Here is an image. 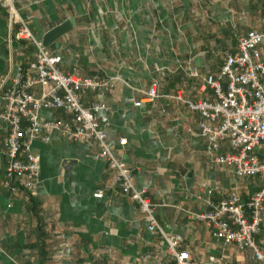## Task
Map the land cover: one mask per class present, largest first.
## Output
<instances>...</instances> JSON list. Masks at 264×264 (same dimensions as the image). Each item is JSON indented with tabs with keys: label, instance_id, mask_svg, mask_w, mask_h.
I'll return each instance as SVG.
<instances>
[{
	"label": "crops",
	"instance_id": "1",
	"mask_svg": "<svg viewBox=\"0 0 264 264\" xmlns=\"http://www.w3.org/2000/svg\"><path fill=\"white\" fill-rule=\"evenodd\" d=\"M16 7L41 42L74 21L48 49L62 58L65 74L114 81L112 92L88 94L84 104L110 108L109 140H127L120 158L159 206V224L182 238L181 250L196 264H264L192 218L211 210L209 193L216 205L233 191L247 202L264 180L239 179L214 164L199 136L200 115L174 99L214 100L204 80L237 54L241 37L262 29L264 0H16ZM18 29L0 5V87L34 60V45L20 40ZM153 85L159 98L150 103ZM41 118L71 119L60 110ZM7 133L0 121V264H174L162 238L148 231L138 206L120 192L106 160L57 131L49 143L31 147L40 161L36 195L3 190ZM227 152L225 145L221 153ZM98 190L103 199L94 198ZM256 242L264 246V218Z\"/></svg>",
	"mask_w": 264,
	"mask_h": 264
},
{
	"label": "built area",
	"instance_id": "2",
	"mask_svg": "<svg viewBox=\"0 0 264 264\" xmlns=\"http://www.w3.org/2000/svg\"><path fill=\"white\" fill-rule=\"evenodd\" d=\"M0 5L7 10L11 24L19 27L18 38L32 43L36 49L28 70L20 69L7 88L0 87V121L8 131L3 190L12 195L21 192L36 195L40 161L31 147L39 140L49 143V133L57 131L67 141L85 145L97 151L98 158L106 160L120 192L138 206L148 231L162 238L167 257L174 264H196L188 252L181 250L182 238L169 234L159 224L156 218L159 206L151 201L147 190L137 187L133 171L122 162L119 151L128 146L127 140L117 143L109 140L110 108L102 102L84 104L88 94L105 96L112 92L114 81L100 76L65 74L60 69L62 58L52 54L35 37L20 15L16 0H0ZM261 24V30H252L239 39L237 54L226 56L219 74L205 78V88L212 92L213 101L184 100L181 94L174 97L200 115L199 136L211 161L233 170L239 179L264 180V16ZM158 98L157 87L153 85L146 99L151 103ZM54 110L65 112L71 119L41 118L42 112ZM225 145L231 152L221 153ZM210 195L207 204L211 210L192 218L207 226L217 240L234 245L241 252L250 251L255 260L264 263V246L256 242L262 233L264 188L247 202L236 191L218 205L211 201ZM104 196L103 190L94 194L95 199Z\"/></svg>",
	"mask_w": 264,
	"mask_h": 264
},
{
	"label": "water",
	"instance_id": "3",
	"mask_svg": "<svg viewBox=\"0 0 264 264\" xmlns=\"http://www.w3.org/2000/svg\"><path fill=\"white\" fill-rule=\"evenodd\" d=\"M74 21L68 20L62 25L54 28L48 32L42 39V44L45 48H50L58 40H60L65 35L69 34L74 29Z\"/></svg>",
	"mask_w": 264,
	"mask_h": 264
}]
</instances>
